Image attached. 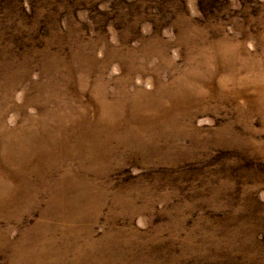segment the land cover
<instances>
[{"label": "rangeland", "instance_id": "374dc122", "mask_svg": "<svg viewBox=\"0 0 264 264\" xmlns=\"http://www.w3.org/2000/svg\"><path fill=\"white\" fill-rule=\"evenodd\" d=\"M0 264H264V0H0Z\"/></svg>", "mask_w": 264, "mask_h": 264}]
</instances>
